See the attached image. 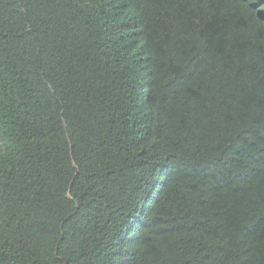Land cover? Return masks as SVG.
<instances>
[{
    "label": "trees",
    "instance_id": "1",
    "mask_svg": "<svg viewBox=\"0 0 264 264\" xmlns=\"http://www.w3.org/2000/svg\"><path fill=\"white\" fill-rule=\"evenodd\" d=\"M0 264H264V0H0Z\"/></svg>",
    "mask_w": 264,
    "mask_h": 264
}]
</instances>
